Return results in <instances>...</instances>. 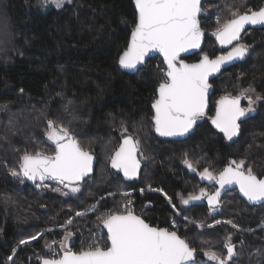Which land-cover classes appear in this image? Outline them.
<instances>
[{"label": "trees", "instance_id": "obj_1", "mask_svg": "<svg viewBox=\"0 0 264 264\" xmlns=\"http://www.w3.org/2000/svg\"><path fill=\"white\" fill-rule=\"evenodd\" d=\"M132 1L70 0L60 9L40 12L35 9L38 0H0V264H6L14 250L12 264H32L47 250L44 245L58 241L61 234H45L31 244L18 246L21 240L63 225L77 210L100 201L96 212L76 218L69 230L75 237L74 251L79 252L85 247L82 243L90 240V228L98 215L119 210L112 207L114 201L102 198L121 185L163 193L165 199L155 193L135 194L133 205L146 222L176 230L195 247L196 264L214 263L207 261V250L191 240L195 229L185 225L170 228L172 208L182 216L205 217L212 223L231 220L240 231L219 224L200 237L203 241L212 238L214 244L218 242L215 251L226 254L223 243L230 235L236 256L229 264H264V229L259 228L264 224V205L249 206L236 191L225 193L215 212L205 203L184 205L180 200V195L187 198L202 187L215 191L214 181L200 180L204 168L218 174L230 161L244 160L246 168L251 167L259 178L264 176V28L246 29L240 42L249 46L247 55L210 82L209 119L183 141H163L156 136L151 119V105L165 70L162 61L151 58L134 74L121 72L117 65L136 22ZM240 5L242 12L258 11L264 8V0H202L203 50L185 58L186 62H197L205 53L214 59L232 49L237 42L227 50L218 45L215 17L222 12L223 23L230 18L229 7ZM249 86L255 89L247 94L255 101L252 111L246 112L239 133L229 140L210 118L221 96L240 95ZM241 100L248 108V99ZM49 120L57 127H67L97 158L94 175L84 181L77 194L68 197L51 188L53 192H44L32 183L20 188L11 179L25 152L54 151L55 146L46 140ZM122 128L128 132L122 133ZM127 135L140 141L142 170L138 181L124 182L106 164L111 179L102 183L97 171L114 151L104 156L96 147L87 148L84 140L113 138L114 149ZM147 150L149 163L144 160ZM185 159L195 170L184 163ZM46 183L66 189L53 180Z\"/></svg>", "mask_w": 264, "mask_h": 264}, {"label": "snow or ice", "instance_id": "obj_2", "mask_svg": "<svg viewBox=\"0 0 264 264\" xmlns=\"http://www.w3.org/2000/svg\"><path fill=\"white\" fill-rule=\"evenodd\" d=\"M48 4L59 9L63 7L64 0H44L43 6ZM134 4L136 22L127 48L119 56V66L123 69H136L144 63L150 52L162 54L166 69L151 105V119L155 132L160 136H183L207 114L209 90L212 87L209 77L219 73L229 62L243 59L247 55L249 46L240 42L241 33L247 25H264V8L242 12L243 5L229 7L230 18L223 23L217 21L219 26L214 35L222 46L232 45L234 41L237 43L227 54L212 59L205 53L198 62L189 64L184 62L181 54L200 49L204 37L200 23V16L204 11L201 0H134ZM254 91L249 86L240 95L221 96L216 102L215 116L210 119L212 125L225 138L231 140L239 133V121L246 112L252 111L251 106L255 102L247 94ZM241 97L248 99V108L241 107ZM256 99L261 97L257 96ZM48 128L47 138L54 144V151L51 154L42 151L34 154L25 152L21 157L20 171L24 177L34 182L53 179L71 193H77L81 183L93 172L94 157L71 135L67 127H57L49 120ZM127 132V128H122V133ZM139 145L138 139L127 135L109 157L111 168L122 172L125 179H133L138 175ZM184 163L193 169L192 163L187 159ZM11 174L14 177L18 175L16 171ZM200 177L214 181L219 187L211 193L200 188L198 194H189L187 198L178 194L182 204L188 205L191 201L206 199L210 210L215 212L221 203V190L231 185L238 186L239 192L249 202H264V178H259L251 167L246 168L244 160L230 161L218 174L204 168ZM52 190L64 196L69 195L60 188ZM124 195L130 196V193ZM168 199L171 203V198ZM130 203L131 201H127L122 211H109L99 216L97 219L103 229H106V236L93 237L92 242L79 252H73L67 246L66 242L73 235L67 230L63 240L46 243L45 247L52 251V255L47 258L40 257L42 264H195V247L181 238L176 230L146 222L141 215L134 212L129 206ZM91 210L95 211L96 207L93 206ZM85 214L86 212H76L77 216ZM67 223L71 225L72 221ZM216 223L220 224L221 221ZM225 223L236 227L230 220ZM198 226L205 227L202 223ZM176 227L173 221L172 228ZM207 227L212 228L214 225ZM41 235H34L30 240H36ZM28 242L20 241L21 244ZM55 243H59V253L52 248ZM223 248L226 254H218L209 248L204 251V255L214 264H229L236 256L230 235L225 238Z\"/></svg>", "mask_w": 264, "mask_h": 264}, {"label": "rangeland", "instance_id": "obj_3", "mask_svg": "<svg viewBox=\"0 0 264 264\" xmlns=\"http://www.w3.org/2000/svg\"><path fill=\"white\" fill-rule=\"evenodd\" d=\"M69 1L70 0H64V4H63V6L64 5H66V4H68L69 3ZM220 3H224L223 1L222 2H220ZM44 5V0H38V3H37V6H36V10H38V11H40V12H45V11H47V10H49V9H58V8H56L55 7V5H52V4H48V5H46V6H43ZM60 9V8H59ZM212 10H216V8H212ZM221 13L222 12H220V15H221ZM228 13H229V10H228ZM219 14L215 17V23H217V21H219L220 22V19H222L221 18V16H220ZM249 96V95H248ZM135 129H136V131H137V128L136 127H134ZM48 131H49V129H48ZM48 133V132H47ZM107 137H110V136H107ZM46 140H47V142L49 143V144H51V145H54L53 143H52V141H50V140H48V138H47V134H46ZM113 141H114V139L113 138H107V139H101V138H89V139H85L84 140V142L86 143L85 144V146L87 147V148H91V149H94L95 147L97 148V149H99V151L102 153V154H104V156H106V155H108V154H110L111 155V153L113 152V151H115L116 149H117V147L119 146V144H118V146L116 147V148H114L113 149ZM147 148H148V146H147ZM144 150V149H143ZM45 153V152H44ZM114 153V152H113ZM47 154H50V153H47ZM145 154H146V156L144 155V160L146 161H148V163L150 162V160H151V157H150V154H149V150H147V151H145ZM147 154H149V155H147ZM140 157V156H139ZM141 160V159H140ZM109 161L110 160H108L107 158H105V161H104V163L103 164H101V166L99 167V169H98V171H97V175H98V179L100 178L101 179V182L102 183H110V173H109V170H108V168H109V166H108V164H109ZM108 162V163H107ZM20 163H21V161H20ZM106 164H107V167H106ZM20 165V164H19ZM149 165L150 164H148V167H149ZM17 173H18V175L17 176H13L12 174H11V179L13 180V182H15L20 188H23L27 183H32V184H34L35 185V187L36 188H39L40 190H45L44 192H48V191H52V190H49L50 188L51 189H53L52 187H50V184H48V183H46L47 181H51V179H46V180H44L43 182H41V181H39V180H37V181H32V180H29L27 177H24L23 176V174H22V172L20 171V167L18 168V170L16 171ZM199 177H200V175H199ZM200 180L202 181V182H206V183H209L210 181H208L207 179H201V177H200ZM57 183H59L58 181H56ZM89 184V183H88ZM87 184V185H88ZM53 187L54 188H61V187H59V186H57V185H53ZM202 188H204V187H202ZM67 189V190H66ZM66 189H62L61 188V191L62 192H68L69 193V195H67V196H64V195H61V193L60 192H58V195L59 196H61V197H68V196H71L72 194H77V193H71L70 192V190L68 189V188H66ZM215 189H216V187H215ZM53 192V191H52ZM55 192V191H54ZM199 192V191H198ZM237 192V191H236ZM124 193H130V196H125L124 195ZM148 193H152V194H158L159 196H161L162 198H166L164 195H163V193L161 192V191H159V190H150V189H128V188H126V186L125 185H121V186H115V189H114V191H112L111 192V194H114V195H110V194H108V195H106L105 197H103V199H105V198H108V200H110V201H114V205L112 206L113 208H116V207H118L119 208V210H123V207H124V204L127 202V201H131V203H130V207L134 210V212L137 214V215H141V213H140V211L138 210V209H136L135 207H134V205H133V197H134V195L135 194H138V195H142V194H148ZM73 197V196H72ZM100 202V201H99ZM197 204V203H204V199H202V200H199V201H191L189 204ZM188 204V205H189ZM93 206H98V203H96L95 205H92V206H90L89 208H87V209H80V210H77L76 212H86V214L85 215H82V216H77L76 215V212L73 214V216H71V218L69 219V220H71L72 221V223H71V225H68V221H66L63 225H60V226H54V227H50V228H48V229H46L45 231H43L42 233H40V234H42L41 236H39L38 237V239H40L42 236H44L45 234H52L53 232H60V234H61V239H59L58 241H56V242H59V241H61V240H63L64 239V236H65V234H66V230L67 231H71V229H72V226L75 224V220H76V218H83L84 216H87L88 214H90V213H92V212H96V211H92L91 209H92V207ZM262 206V205H261ZM257 207H259V206H257ZM172 211H173V215H174V218H172V221L171 222H173V221H175V223L177 224V225H179V226H182V225H185V226H190L191 228H193V229H195L194 230V233H196L195 234V236L194 237H191V240H193L192 238H194V243H196L200 248H202V249H204V250H208L209 248H211L212 250H216V247H218V242L217 243H215L214 244V241H213V239L212 238H210L207 242L208 243H204L205 241H203L202 240V238L200 237L201 235L200 234H202V235H205V233L208 231V230H210V229H212V228H208L207 227V225H214V226H216V225H219V224H217L216 222H214V223H212V222H208V221H210L208 218H205V217H200L199 216V218H191V217H186V216H182L179 212H176V210L174 209V208H172ZM105 213H107V212H105ZM105 213H103V214H99L98 215V217L99 216H101V215H104ZM185 218H187V219H185ZM229 221V220H228ZM231 221V220H230ZM193 222H195V223H193ZM226 221L225 220H221V223L220 224H222V225H226L227 227H231V228H233L232 227V225H230V224H227V223H225ZM204 224L205 225V227H203V228H201V227H199L198 225H200V224ZM233 224V223H232ZM65 226H67V229H65ZM178 226V227H179ZM94 227V228H93ZM93 229L92 228H90L91 230H90V240H88L87 242H85V243H82L85 247H87V245L89 244V243H91L92 242V239H93V237H101V236H106L105 235V233H104V231L102 230V225H100L99 224V221H98V219H96V221L93 223ZM259 228H262V229H264V224L263 225H261ZM235 230H237V231H240L241 229H239L237 226L234 228ZM38 239H36V240H30V239H25V241H29L28 243H26V244H19L18 246H23V245H28V244H31V243H33V242H35V241H37ZM67 246L73 251V252H77V251H74L75 249H74V244H75V237H74V235H72V237L70 238V240H68L67 242ZM223 243V242H222ZM49 244H51V243H49ZM46 245V244H45ZM45 245H44V248L45 249H47L45 252H43V254L42 255H40V256H37L33 261H32V264H40V262L42 261L41 259H40V257H45V258H47V255H49V257L52 255V251L50 250V249H48V248H46L45 247ZM52 248L55 250V252H57V253H59L60 251H61V249H60V247H59V243H55V244H52ZM15 251L16 250H14L13 251V253H12V255H11V257H12V259L11 260H8L7 261V263L6 264H12V262H13V258H14V255H15ZM207 261L210 263V262H212V261H209L208 259H207ZM214 263V262H213Z\"/></svg>", "mask_w": 264, "mask_h": 264}, {"label": "water", "instance_id": "obj_4", "mask_svg": "<svg viewBox=\"0 0 264 264\" xmlns=\"http://www.w3.org/2000/svg\"><path fill=\"white\" fill-rule=\"evenodd\" d=\"M132 4H133V8H134V10H135V12H136L135 4H134V0L132 1ZM201 4H202V0H201ZM203 15H204V12L202 11L200 17H202ZM248 28L261 29V28H264V25H256V26L247 25L246 28H245V30L248 29ZM242 33H243V32H242ZM242 33H241V34H242ZM130 38H131V34H130L129 40H130ZM216 41H217V40H216ZM128 42H129V41H128ZM217 43H218V45H219L222 49L227 50V49H229L233 44H235L236 42L234 41L232 45H224V46H222L221 44H219L218 41H217ZM127 45H128V44H127ZM203 46H204V37H203V39H202V42H201V48H200V49L190 50V51L187 52V53H182V54H181V58L184 60L185 58H188V57H191V56H194V55L200 54V53L202 52V50H203ZM156 57L159 58V59L162 61L163 65H164V68L166 69V65H165L164 62H163V56H162V54H160L159 52H150V53L148 54V56L145 58L144 63L141 64V65H138L136 69H123V68H121V67L119 66V63H117V65H118V68L120 69L121 72H124V73H127V74H134L137 70H139L140 68H142V66H144V64H145L149 59H151V58H156ZM238 61H239V60H233V61L229 62L228 64L224 65L219 73H215V74H213L212 76L209 77V83H210V82H211L216 76H218L220 73H222L225 69H227L228 67H232V66L235 65ZM184 62H185V63H188V62H186L185 60H184ZM197 62H198V61H197ZM194 63H196V62H194ZM189 64H191V63H189ZM211 95H212V88H210V90H209L208 109L206 110L207 113H208V111H209V109H210V98H211ZM240 103H241V107H243L241 101H240ZM152 112H153V109H152ZM215 112H216V108H215V111H214V115H213V117L215 116ZM206 115H207V114H206ZM205 118H206V116H205L204 118H202L201 120L197 121V123L193 126V128H192L188 133H186V134L183 135V136L164 137V136H160V135H159L158 133H156V132H155V133H156V136H157L159 139L163 140V141H183L184 139H186L187 137H189V136L194 132L195 128H196L198 125H200L201 123L204 122ZM243 119H244V117L241 118V120L239 121V123H241V121H242ZM210 123H211V119H210ZM211 124H212V123H211ZM154 130H155V129H154ZM124 137H125V136H124ZM124 137L121 138L119 145L123 142ZM118 147H119V146H118ZM118 147H117V148H118ZM92 155H93V154H92ZM93 157H94V160H93V172L89 175V177H86L85 180L88 179V178H90V177H92V176L94 175L95 168H96V165H97V158H96L95 155H93ZM137 159L140 161V169H139V172H138L137 177H135V178H133V179H125L124 176H123V173H122V172H118L117 170L112 169V168H111V165H110V161H109L108 166H109V169H110L111 171H113L117 176H120L124 182H126V183H133V182L138 181L139 176H140V174H141V170H142V162H141V160H140V158H139V152L137 153ZM262 178H264V176H263ZM51 180H53V179H51ZM53 181H56V180H53ZM83 183H84V181L81 183V185H82ZM215 187L218 188L219 186L215 183ZM215 190H216V189H215ZM229 191H237L239 197H240V198H241V199H242L247 205H249V206L257 207V206L264 205V202H257V203L249 202V201L247 200V198L244 197V196L239 192V188H238V186H236V185L226 186L224 189H222V190H221V196H220V199H221V197H222L225 193H227V192H229ZM204 203L206 204V206H208V203H207V200H206V199L204 200ZM208 207H209V206H208ZM209 208H210V207H209ZM102 228H103V227H102ZM103 231H104V233H105V235H106V229H103ZM197 258H198V255H197V253H196V255H195V262H196ZM40 264H42V261L40 262ZM195 264H196V263H195Z\"/></svg>", "mask_w": 264, "mask_h": 264}, {"label": "flooded vegetation", "instance_id": "obj_5", "mask_svg": "<svg viewBox=\"0 0 264 264\" xmlns=\"http://www.w3.org/2000/svg\"><path fill=\"white\" fill-rule=\"evenodd\" d=\"M211 99V98H210ZM241 102H242V100H241ZM243 106V105H242ZM215 108H216V106H215ZM215 108H214V111H215ZM244 108V107H243ZM210 110V109H209ZM208 113H209V111H208ZM208 113H207V115H206V118L205 119H209V115H208ZM213 115H214V112H213ZM213 115H212V117H213ZM205 200V199H204Z\"/></svg>", "mask_w": 264, "mask_h": 264}, {"label": "built area", "instance_id": "obj_6", "mask_svg": "<svg viewBox=\"0 0 264 264\" xmlns=\"http://www.w3.org/2000/svg\"><path fill=\"white\" fill-rule=\"evenodd\" d=\"M172 223H173V222H170V223H169V226H170L171 229H173V228H172ZM176 225H177V224H176ZM102 230H103V228H102Z\"/></svg>", "mask_w": 264, "mask_h": 264}]
</instances>
